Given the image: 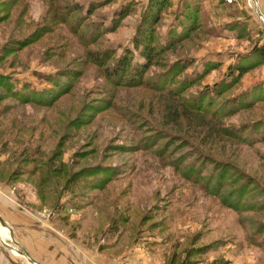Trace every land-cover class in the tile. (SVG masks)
I'll return each mask as SVG.
<instances>
[{
    "label": "rangeland",
    "instance_id": "374dc122",
    "mask_svg": "<svg viewBox=\"0 0 264 264\" xmlns=\"http://www.w3.org/2000/svg\"><path fill=\"white\" fill-rule=\"evenodd\" d=\"M170 1L0 0V261L264 264V3Z\"/></svg>",
    "mask_w": 264,
    "mask_h": 264
},
{
    "label": "trees",
    "instance_id": "16d2710c",
    "mask_svg": "<svg viewBox=\"0 0 264 264\" xmlns=\"http://www.w3.org/2000/svg\"><path fill=\"white\" fill-rule=\"evenodd\" d=\"M152 1L154 3L160 4V5H158L160 10H163V8L171 2L170 0H162L161 2H159V1L157 2V0H152ZM184 3L185 4L182 5L183 11L180 14L183 17V19H182V21L184 22L183 24H185V26L188 27L187 28V30H188L187 34H188L192 30V28L194 26H196V24H194V22L198 19L199 13L201 11V0H186ZM159 21H160V14L155 17L154 23L152 25H150L149 27L147 26V31H148L149 35L153 33L152 32V29H153L152 26H154V24L158 23ZM95 28L108 30V29L114 28V26L113 25L110 27L105 26L104 28H102V25L98 24L95 26ZM95 35H97V34H93L94 37H95ZM140 42L142 44H144V46L146 47V52L143 54L147 58L146 64H144L141 67L137 66V68H132V67H129L131 64L129 61H126L124 59H122V60L119 59L117 61L118 62L117 64L114 63L116 65H114V66L108 65L106 67V71L108 73V76L115 78V80H116V81H114L115 85L119 84V86H122V85L129 84V86L136 87V86L144 84V82H145L144 76L148 72L149 66L151 65V62H152V57H153L152 51H153V49L150 47L149 37H145V39H141ZM256 55H260L263 58L264 57V50L259 49L256 52ZM247 68H249V67L237 68L236 73H238L239 76H242L244 74V72L247 70ZM50 102L48 104H50ZM74 177L75 176L69 178L70 181L69 180L67 181L66 186L68 185V183H70V185H72L74 183V179H75ZM188 254H189V252H188ZM175 263H176L175 259H173L169 264H175ZM194 263H195V261L193 259H191V257H187L180 264H194ZM211 264H230V262L229 261H222L221 262L220 259H215L211 262Z\"/></svg>",
    "mask_w": 264,
    "mask_h": 264
},
{
    "label": "crops",
    "instance_id": "0c3cea01",
    "mask_svg": "<svg viewBox=\"0 0 264 264\" xmlns=\"http://www.w3.org/2000/svg\"><path fill=\"white\" fill-rule=\"evenodd\" d=\"M208 1V0H207ZM206 1V2H207ZM263 3H264V0H261ZM249 11V10H248ZM247 12V11H246ZM248 13V12H247ZM249 14H250V12H249ZM26 218V217H25ZM30 220L31 219H29V218H26V219H22L20 216H18V217H15V220H11V221H19V223H20V225H17V227L15 226V237H17V236H19V234H20V232H19V229H20V231L21 230H25V231H29V234H28V238L30 239V240H28V239H25V240H21V241H23V242H19L18 240H14L16 243H21L20 245H24V247H26V249H27V252L28 253H30L31 255H32V257L33 258H35L37 261H39V262H41L42 260L40 259V257L39 258H37L38 256V254L36 255V256H34V251H38L39 249L36 247V245H35V243L33 242V236L35 237V238H37V237H39V238H41L42 237V233H43V235H45L44 237H47L48 239H49V235L47 234V231H46V229L44 228V231H42L43 229H42V227L41 226H39V225H35V227H33V228H30L29 226H30ZM27 223H29V224H27ZM40 228V229H39ZM5 227H0V233L4 236L5 235V232L7 233V229H5ZM7 235V234H6ZM8 236V235H7ZM5 237V236H4ZM2 242V241H1ZM65 249H66V252H68V250H67V248L65 247ZM33 250V251H32ZM34 252V253H33ZM1 257V256H0ZM1 263L0 264H8L7 263V261H5L4 260V262L3 261H0ZM94 263L96 264V263H100V259H98V260H94ZM93 263V264H94ZM41 264H47V263H45V261L42 263L41 262Z\"/></svg>",
    "mask_w": 264,
    "mask_h": 264
},
{
    "label": "built area",
    "instance_id": "2783aa9c",
    "mask_svg": "<svg viewBox=\"0 0 264 264\" xmlns=\"http://www.w3.org/2000/svg\"><path fill=\"white\" fill-rule=\"evenodd\" d=\"M255 3V5H257V2H255V0H251ZM256 12L259 14V17L264 20V12H261L260 10L256 9Z\"/></svg>",
    "mask_w": 264,
    "mask_h": 264
},
{
    "label": "water",
    "instance_id": "95a60500",
    "mask_svg": "<svg viewBox=\"0 0 264 264\" xmlns=\"http://www.w3.org/2000/svg\"><path fill=\"white\" fill-rule=\"evenodd\" d=\"M0 223L2 224L3 227H8L7 223L2 219V217L0 216ZM34 263H36L34 261Z\"/></svg>",
    "mask_w": 264,
    "mask_h": 264
},
{
    "label": "bare ground",
    "instance_id": "6f19581e",
    "mask_svg": "<svg viewBox=\"0 0 264 264\" xmlns=\"http://www.w3.org/2000/svg\"><path fill=\"white\" fill-rule=\"evenodd\" d=\"M33 264H37V263H33Z\"/></svg>",
    "mask_w": 264,
    "mask_h": 264
}]
</instances>
